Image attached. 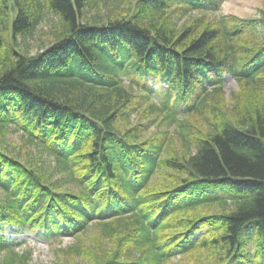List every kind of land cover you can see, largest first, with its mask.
I'll list each match as a JSON object with an SVG mask.
<instances>
[{"label": "trees", "instance_id": "1", "mask_svg": "<svg viewBox=\"0 0 264 264\" xmlns=\"http://www.w3.org/2000/svg\"><path fill=\"white\" fill-rule=\"evenodd\" d=\"M103 1L0 0V264L32 258L8 227L76 237L56 264H264V15L129 0L89 19ZM149 77L168 83L159 102ZM11 128L53 165L8 148Z\"/></svg>", "mask_w": 264, "mask_h": 264}, {"label": "rangeland", "instance_id": "2", "mask_svg": "<svg viewBox=\"0 0 264 264\" xmlns=\"http://www.w3.org/2000/svg\"><path fill=\"white\" fill-rule=\"evenodd\" d=\"M134 2L135 0H130ZM131 2V3H132ZM129 0H104L96 9L87 12L89 19L97 18L101 16L102 18L107 14L120 15L123 13L125 7H127ZM121 6H120V5ZM203 13L211 17H220L222 15L233 14L241 18H260L264 15V0H218L217 9L206 8ZM192 14H200V12L195 11ZM190 15L183 17L180 21L182 23L184 20L189 18ZM57 19L53 15H49L48 18L44 19L37 27L33 36L29 37L27 43L21 44V47L30 54H34L45 47L50 37V30L54 24L58 25L56 22ZM259 35L264 36L263 29L259 28ZM124 84L128 88L140 95L142 93L141 89L137 84L129 83L128 79L124 78ZM132 85V87H131ZM148 85L153 90L152 100L154 102L160 101V93L168 87V83L165 80L156 79L154 77H149ZM223 88L225 93L228 96L230 91H233L237 88V82L233 76L229 74H224ZM258 96L250 95L252 102H258ZM146 104L144 103L143 106ZM181 110V109H180ZM136 113L132 114V119L135 121L138 119ZM145 123V122H144ZM155 129L154 126H151L149 130ZM2 141L7 145L8 148H11L13 152H20L22 158L29 159L31 162L37 164H43V162L50 168L53 165V161L45 158L39 157L38 151L34 146L27 145V141L23 136L22 132L16 129H9L5 132V135H2ZM42 159V160H41ZM213 209L218 210L219 207H212ZM93 231L82 237V241L85 244L91 242V235ZM4 235L6 239L13 243L20 244L17 248L21 249H30L32 252L31 262L29 264H56L57 253L56 249L67 247L77 243V239L74 236H51L46 237L37 230L33 229H18L15 227H8ZM114 242V240H113ZM113 242H110L111 245H114ZM195 256L188 257L184 259L183 262L176 261L177 264H191L194 261ZM197 261H201L203 258L201 256H196ZM62 264H65L62 261ZM73 264V263H72ZM80 264H83L80 261Z\"/></svg>", "mask_w": 264, "mask_h": 264}]
</instances>
